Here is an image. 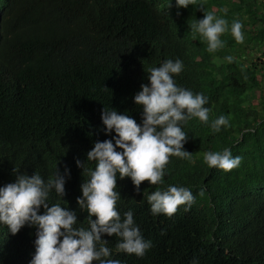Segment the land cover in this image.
<instances>
[{"label":"trees","instance_id":"16d2710c","mask_svg":"<svg viewBox=\"0 0 264 264\" xmlns=\"http://www.w3.org/2000/svg\"><path fill=\"white\" fill-rule=\"evenodd\" d=\"M158 2L0 0V187L20 174H40L47 183L59 169L65 194L53 189L47 203L73 211L74 227L89 229L88 212L77 204L81 185L96 168V161L87 160L94 145L86 144L116 136L89 104L91 77L115 58H135L147 69L148 82L149 69L179 59L184 67L173 78L207 97L208 122L191 117L181 123L188 136L183 150L191 156H171L157 185L145 181L137 191L130 177L117 173L116 209L122 220L132 211L151 248L138 257L118 251L119 237L102 238L120 264H264V0H248L245 9L237 0L179 8L176 33L150 19ZM206 13L228 25L220 37L224 46L212 53L187 26ZM235 20L242 24L243 43L231 34ZM220 116L228 125L215 132L211 125ZM225 149L242 158L240 166L209 167L205 154ZM169 186L190 190L194 203L179 206L171 217L154 215L148 196ZM36 233L26 224L13 235L0 223V264H31Z\"/></svg>","mask_w":264,"mask_h":264},{"label":"clouds","instance_id":"9594fccd","mask_svg":"<svg viewBox=\"0 0 264 264\" xmlns=\"http://www.w3.org/2000/svg\"><path fill=\"white\" fill-rule=\"evenodd\" d=\"M201 2L159 0L157 7L152 8L153 17L150 19L176 33L179 8L196 4L197 9H201ZM237 2L245 9L248 0ZM229 7L233 10L231 5ZM218 10L211 9L213 13ZM213 13H206L196 24H187L206 39L210 53L224 46L220 37L228 30L227 21ZM245 17V13L238 15L240 22ZM235 21L231 34L237 43H243L242 24ZM226 59L229 63L233 61L231 56ZM141 67L135 58H115L90 80L89 104L102 118L106 132L114 131L116 136L113 141L86 144L94 145L87 153V160L96 161V168L89 171L90 180L81 185L82 197L77 198V204L88 212L89 229L74 227L77 216L73 211L47 203L53 189L62 197L65 194V178L59 169L47 183L40 174L31 177L20 174L16 182L0 187V223L7 225L13 235L26 224L37 228L36 250L31 264H93L94 261L120 264L119 260L111 258L107 240L102 238L105 235L119 237L116 247L127 254L142 257L151 248V241H145L135 225L132 211L126 212L122 220L116 209L120 199V193L116 191L117 173L119 179L130 177L137 191L142 182L148 181L151 185L162 182L171 156H191L183 150L188 136L181 123L191 117L207 123L209 109L205 107L207 97L194 95L174 80L173 76L183 70L181 60H166L161 66L149 69L148 82L143 74L147 69L141 70ZM227 125L228 119L220 116L211 127L219 132L221 126ZM204 159L209 167L224 171L239 167L242 161L239 156L233 158L229 149L222 153L208 152ZM76 163L83 169L84 163L79 160ZM148 202L154 215L163 213L171 217L179 206H191L194 197L185 187L169 186L167 190L150 194ZM41 207L44 214H38ZM93 216L95 220L91 219Z\"/></svg>","mask_w":264,"mask_h":264}]
</instances>
